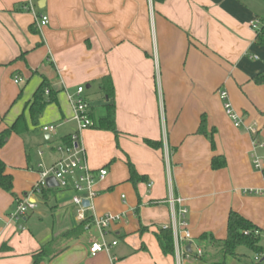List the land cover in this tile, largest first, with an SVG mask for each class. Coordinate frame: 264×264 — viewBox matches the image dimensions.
I'll return each instance as SVG.
<instances>
[{
    "label": "crops",
    "instance_id": "obj_1",
    "mask_svg": "<svg viewBox=\"0 0 264 264\" xmlns=\"http://www.w3.org/2000/svg\"><path fill=\"white\" fill-rule=\"evenodd\" d=\"M40 16L48 23L40 25ZM262 19L264 0H0V130L21 113L32 128L25 104L45 77L57 91V104L39 119L46 140L52 132H44L45 125L60 126L59 143L77 130L68 126V97L78 86L93 99L94 123L113 102L119 133H79L87 166L107 169L81 227L70 188L31 193L40 170L27 171L25 150L23 167L12 173L4 156L17 134L10 135L0 149L13 177V194L0 190V264H30L41 250L47 256L38 264H177L174 249L164 255L156 239L171 223V196L181 201L176 208L187 209L193 247L202 233L223 239L229 211L264 230V194L250 192L264 189V147L255 146L264 143V84L253 81L264 72V46L255 44L252 27ZM106 76L114 88L110 100L98 86ZM220 90L241 117L239 127L226 114ZM51 106L56 110L48 115ZM201 118L208 132L214 129V149L197 132ZM145 139L162 146L152 149ZM50 152L53 162L61 157L56 148ZM214 156H223L225 166L213 169ZM128 162L142 180H129ZM21 193L32 194L37 208L9 220ZM105 213L122 215L105 235L117 243L92 256L99 232L91 216ZM181 264L209 263L182 258Z\"/></svg>",
    "mask_w": 264,
    "mask_h": 264
},
{
    "label": "built area",
    "instance_id": "obj_2",
    "mask_svg": "<svg viewBox=\"0 0 264 264\" xmlns=\"http://www.w3.org/2000/svg\"><path fill=\"white\" fill-rule=\"evenodd\" d=\"M48 23L46 16L39 17V24L45 25ZM261 25V20H254L252 27L258 29ZM16 83L19 79L15 78ZM84 87L78 86L73 95H69L68 100L72 107V120L76 123L77 130L68 136V143H59L56 146V150L61 153V157L54 161L51 167L47 170L39 172V179L33 185L31 193L37 195L40 193L41 188L46 187L45 181L48 177H53L57 182L58 187L63 189L70 188L73 191L72 203L76 206V218L79 221H84L88 211L93 209L92 202L96 197V191L94 189L95 183L102 180L106 174V168H100L98 170H91L85 160L84 148L79 143V133L87 128H91L94 125V121L91 118V106L89 101L83 95ZM219 97L223 101V108L226 114L233 121L235 127L242 125L241 117L233 110L231 103L228 100V93L226 90L219 91ZM55 125H45L42 127L44 132H54ZM254 133V130L251 129ZM255 143V142H254ZM264 147V143L256 144L255 146ZM253 163L256 168H261L258 159H254ZM150 183L147 186L150 187ZM251 193L264 194L262 190H250ZM31 195H25L23 198L16 200V209L14 214L9 215V220H16L27 215V213L34 211L37 208V201ZM122 198L124 196L122 195ZM87 201L88 206H83V202ZM180 199L169 197L168 203L171 208L172 219L168 226L163 228H170L173 239L174 254L177 259V264H181L182 258H196L199 259L202 256V249L200 246L193 247V237L188 229V223L186 219L187 209L180 205L177 208L176 204H180ZM122 219L121 214L105 213L103 215L91 216L92 223L99 232V239L93 240L89 247L90 255L94 256L100 252H107L112 245L117 242L112 241L109 243L105 239V235L108 228L115 222ZM88 227V225H86ZM257 233V232H256ZM264 234V230L260 233ZM190 246V251H187V246ZM260 259L255 257L256 264H263Z\"/></svg>",
    "mask_w": 264,
    "mask_h": 264
},
{
    "label": "trees",
    "instance_id": "obj_3",
    "mask_svg": "<svg viewBox=\"0 0 264 264\" xmlns=\"http://www.w3.org/2000/svg\"><path fill=\"white\" fill-rule=\"evenodd\" d=\"M254 42L258 46H264V19L261 20V25L258 29H256ZM253 81L256 84H264V72L255 75L253 77ZM98 86L99 91L104 97L107 98V100L113 98L114 88L112 80L109 76L102 77L98 83ZM49 104H57V91L53 90L49 81L45 77H41V82L34 91L31 99L25 104V107L28 110L29 122L32 127H37L39 125V119L46 106ZM91 128L111 131L115 134L116 138L118 137L119 133L115 125V109L113 102L107 103L105 105L104 115H102ZM28 130L29 127L27 120L24 116V113H21L17 116L11 126L0 130V149L6 144L7 139L11 134L21 135L26 133ZM197 132L207 137L211 148L214 149V129H212L210 132L207 131L204 118H201ZM68 141V136L63 137L61 140L62 143H68ZM144 143L148 147L155 150L160 149L162 146L161 141L145 139ZM224 166L225 159L223 156H214L211 159V167L213 169H219ZM128 168L129 180H131L133 183L142 180L141 177L137 175L133 165L130 162H128ZM12 189L13 177L7 172V165L0 158V190L13 194ZM51 190L52 189L50 188L44 187L41 188L39 194L46 196V194H48ZM87 220L89 219L79 223L78 227L84 225ZM262 231L263 230L261 228L256 226L248 219L244 218L236 211H229L226 225V236L223 239H218L209 233H202L198 237L197 241L202 249V256L199 259L204 262H208L209 264H225L227 257L237 258L240 256V252H238L239 248L248 249L254 253L255 257H260L261 259L264 254V248L260 243V233ZM156 239L159 248L164 255L173 254V239L170 228H159L158 232L156 233ZM210 250H213V252L208 255ZM45 256L47 255L43 250L33 254L30 264H38Z\"/></svg>",
    "mask_w": 264,
    "mask_h": 264
},
{
    "label": "rangeland",
    "instance_id": "obj_4",
    "mask_svg": "<svg viewBox=\"0 0 264 264\" xmlns=\"http://www.w3.org/2000/svg\"><path fill=\"white\" fill-rule=\"evenodd\" d=\"M91 100L93 101V99ZM92 101H89L90 104ZM95 107L97 108V106H94V108ZM55 110L56 108L54 106H51L48 109V112H47L48 115L49 113H51V111L55 112ZM68 126L74 128L76 127V123L71 119ZM59 127L60 126L56 125L55 131L51 133L52 138L49 140H46L44 138V133L41 132L39 126L30 128L29 129L30 131L28 133L21 134V135H12V139L7 143V146H6V148L10 149V151L4 155L6 157V160H8L6 162L13 163V165L11 166L13 167L11 168L12 173L13 172L17 173V170H20V169H16V166L23 167L24 150L27 152V155L29 154V165H28L29 167L27 171H32V170L34 171L37 168L40 171L49 169L53 162L52 161L53 157L50 152L51 148H56V146L59 145V140L57 139V136L55 135V133L60 132ZM21 171H25V170L23 169ZM26 193H28V190L26 191ZM21 195L24 197L23 193H21ZM15 209H16V203L14 206L10 207V214H14ZM29 227L30 226L25 227V230L26 228L28 229ZM260 243L264 248V234L263 233L260 236ZM212 252L213 250H210V252H208V255L211 254ZM238 252H240L239 257L237 258L227 257L225 260V264H256L255 255L252 251L245 249V248H239ZM263 257H264V254H263ZM263 264H264V261H263Z\"/></svg>",
    "mask_w": 264,
    "mask_h": 264
},
{
    "label": "water",
    "instance_id": "obj_5",
    "mask_svg": "<svg viewBox=\"0 0 264 264\" xmlns=\"http://www.w3.org/2000/svg\"><path fill=\"white\" fill-rule=\"evenodd\" d=\"M45 185L47 188H55V187H57V182L55 181V179L53 177H48L45 181ZM88 204L89 203L87 201L83 202V206H88ZM187 251L188 252L190 251L189 245L187 246ZM261 261H264V258Z\"/></svg>",
    "mask_w": 264,
    "mask_h": 264
}]
</instances>
